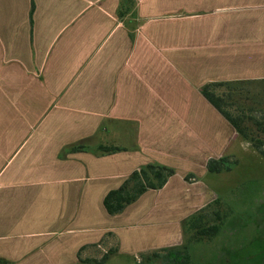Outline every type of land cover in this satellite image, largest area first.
Here are the masks:
<instances>
[{"label": "crops", "instance_id": "0c3cea01", "mask_svg": "<svg viewBox=\"0 0 264 264\" xmlns=\"http://www.w3.org/2000/svg\"><path fill=\"white\" fill-rule=\"evenodd\" d=\"M263 80L264 0H0V260L180 245L238 136L202 87ZM149 164L175 173L110 213Z\"/></svg>", "mask_w": 264, "mask_h": 264}, {"label": "rangeland", "instance_id": "374dc122", "mask_svg": "<svg viewBox=\"0 0 264 264\" xmlns=\"http://www.w3.org/2000/svg\"><path fill=\"white\" fill-rule=\"evenodd\" d=\"M218 93L226 95L231 113L250 115L249 134L264 142V131L257 124L264 126V80L223 86ZM228 157L231 170L208 179L218 195L209 208L221 216L216 219L210 213L209 223L221 224V230L213 239L192 245L193 259L196 264H264V155L238 135ZM105 253L94 252L97 259L84 264H139L143 260L142 253L135 255L120 246L103 260Z\"/></svg>", "mask_w": 264, "mask_h": 264}, {"label": "trees", "instance_id": "16d2710c", "mask_svg": "<svg viewBox=\"0 0 264 264\" xmlns=\"http://www.w3.org/2000/svg\"><path fill=\"white\" fill-rule=\"evenodd\" d=\"M220 85L231 86L228 82L208 83L202 87V93L232 124L238 135H242L245 139L254 143L261 154L264 155V149H262L264 142L260 138H255L249 134L250 125L248 124V120L251 119L250 115L244 112H241L242 114L231 113L227 108L230 104L227 102L226 95L217 94L213 90L214 87ZM227 96L229 98L231 95L228 94ZM257 124L264 131L263 124L261 122ZM256 142L260 145L255 144ZM229 164L230 160L228 156L210 159L208 161V171L211 173L230 171L231 166ZM174 173L175 170L173 168L156 164H149L146 168L134 171L121 187L110 191L106 196L105 205L108 211L112 214L122 211L128 204L132 203L140 194L149 188H161ZM189 177L192 178L194 176ZM217 200L215 202H218ZM209 206L210 204L206 205L186 220L184 230L186 239L182 244L143 253L141 256L143 260H140L139 264H196L191 251L192 245L199 241L213 239L221 230V224L209 223L210 213H213L216 219L221 218L219 212L210 210ZM207 207L208 209H206ZM114 249L108 250L102 259L104 260ZM0 264H4V262L0 260Z\"/></svg>", "mask_w": 264, "mask_h": 264}]
</instances>
